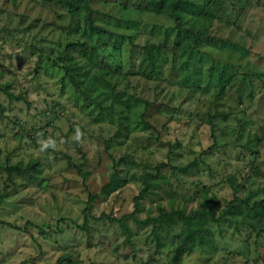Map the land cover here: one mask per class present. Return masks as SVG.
<instances>
[{"label":"rangeland","instance_id":"obj_1","mask_svg":"<svg viewBox=\"0 0 264 264\" xmlns=\"http://www.w3.org/2000/svg\"><path fill=\"white\" fill-rule=\"evenodd\" d=\"M0 222V264H264V0H0Z\"/></svg>","mask_w":264,"mask_h":264},{"label":"trees","instance_id":"obj_2","mask_svg":"<svg viewBox=\"0 0 264 264\" xmlns=\"http://www.w3.org/2000/svg\"><path fill=\"white\" fill-rule=\"evenodd\" d=\"M93 30H97L98 32H101V30L99 29H96L95 27H91ZM36 164L32 163L28 166V168H33L35 167ZM103 192V190L101 191V193ZM96 196H90L89 197V201H93L95 199ZM171 215H167V216H159V217H156V218H147L146 220L144 221H137L138 223L140 224H143V225H147L149 224L150 222H154V223H159L162 221L163 218L165 217H170V216H176L177 220L180 221L182 223V225L184 226L185 228V232L183 234V240H182V244L179 246V250L178 252H186V251H190L191 248L194 246V242L196 240V236H195V233L193 230L190 229L191 225H193V220L195 218V214L194 215H184L183 213L181 212H173V213H170ZM119 223H122L123 220H117ZM0 224H3L2 222H0ZM66 262L68 264H73L69 259H65ZM62 261H59L58 263L56 264H61Z\"/></svg>","mask_w":264,"mask_h":264}]
</instances>
